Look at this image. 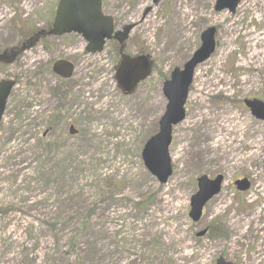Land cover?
<instances>
[{"label":"rangeland","instance_id":"rangeland-1","mask_svg":"<svg viewBox=\"0 0 264 264\" xmlns=\"http://www.w3.org/2000/svg\"><path fill=\"white\" fill-rule=\"evenodd\" d=\"M59 1L0 0V53L52 27ZM216 2L102 0L116 30L133 27L124 53L155 65L127 96L114 41L91 55L80 36L49 38L0 66L17 83L0 125V264H264V121L244 106L264 102V0L234 14ZM209 28L216 50L195 71L161 185L142 151L167 106L164 83ZM59 60L75 66L70 80L52 73ZM202 175L225 181L193 223Z\"/></svg>","mask_w":264,"mask_h":264},{"label":"water","instance_id":"water-1","mask_svg":"<svg viewBox=\"0 0 264 264\" xmlns=\"http://www.w3.org/2000/svg\"><path fill=\"white\" fill-rule=\"evenodd\" d=\"M240 0H218L215 10L221 12L229 10L235 13ZM132 26H126L122 32L114 34L113 18L105 16L102 12L101 0H60L54 20V27L49 36H63L66 34L80 35L87 43L86 51L89 53L102 52L106 41L116 40L123 44L127 41ZM215 28L207 29L201 36V47L194 53L192 58L182 69H175L163 87V93L167 100L164 115L159 121V131L145 144L142 159L147 170L157 180L164 184L172 175L171 158L169 147L172 142L173 127L185 119V104L187 101L190 85L193 82L197 66L207 61L216 48ZM12 63L14 57L7 58L0 55V62ZM74 67L66 61L57 62L53 71L62 78L69 79L73 74ZM150 73L148 58L123 56L116 73L118 86L126 94L132 93L136 87L147 79ZM15 83L5 82L0 84V120L5 110L6 100ZM251 113L258 119L264 120V103L254 100L246 101ZM71 134H75L71 131ZM223 177L219 176L210 180L207 176L198 179V192L191 198L190 218L197 222L202 216V210L209 200L218 195L221 190ZM238 190L247 191V180L237 182ZM203 231L198 234L202 237ZM217 264H228L219 259Z\"/></svg>","mask_w":264,"mask_h":264}]
</instances>
